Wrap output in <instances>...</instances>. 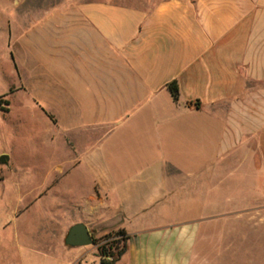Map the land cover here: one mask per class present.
<instances>
[{"label":"crops","instance_id":"1","mask_svg":"<svg viewBox=\"0 0 264 264\" xmlns=\"http://www.w3.org/2000/svg\"><path fill=\"white\" fill-rule=\"evenodd\" d=\"M22 1L28 18H42L14 39L8 22L19 78L17 50L34 43L32 83L13 85L4 111L16 243L18 220L52 200L62 264H98V245L119 231L128 240L115 264H254V224H264L254 214L264 213V0ZM20 93L22 111L32 104L46 117L38 140L54 154L35 165L17 157L30 140L14 109ZM78 224L97 244L65 245Z\"/></svg>","mask_w":264,"mask_h":264},{"label":"rangeland","instance_id":"2","mask_svg":"<svg viewBox=\"0 0 264 264\" xmlns=\"http://www.w3.org/2000/svg\"><path fill=\"white\" fill-rule=\"evenodd\" d=\"M25 11L26 3L22 0L19 1L17 7H13L12 2L0 1V98L4 109L7 108L6 94L9 93L13 85H20L24 79L32 83L29 76V68L33 65L31 63L34 44L32 38L29 47H25L23 51L20 46V49L17 50L20 63L17 65L21 70V78L15 72L12 57L8 54L10 37L8 22L11 23V36L14 39L21 37L23 31L37 24L38 20L42 18V15H39L37 10L30 14L29 18ZM28 99L26 94L20 93L14 106L15 111L19 112L21 116L23 115L29 125L27 132L24 134L25 140L28 135L30 136L29 145L25 142L18 144L17 157L20 163L28 162L35 165L41 160V156L45 160L53 157L54 154L52 150L41 146V141L38 140V134L47 130L46 117L39 112H35L32 104L28 108L25 106L24 111L21 110V104ZM1 109L0 105V158L9 156L10 140L12 139V134L10 133L12 118L8 117L6 112ZM5 167L6 165H0V238L2 241L0 246V264H62L60 252L54 250L60 245V241L57 239V228L51 215L55 209L52 200L35 206L24 218L18 220L19 240L16 243V235L12 230L15 225L12 223L14 215L10 200L7 198V185L4 181ZM40 180V175H36L32 183L33 187L39 186ZM261 211V209L255 208L254 214L261 216L264 214ZM254 228L252 240L254 264H264V224L255 223ZM67 251L74 253V250ZM43 252H50L54 260Z\"/></svg>","mask_w":264,"mask_h":264},{"label":"water","instance_id":"3","mask_svg":"<svg viewBox=\"0 0 264 264\" xmlns=\"http://www.w3.org/2000/svg\"><path fill=\"white\" fill-rule=\"evenodd\" d=\"M9 157L3 156L0 158V165H7ZM65 245L69 248H84L95 245L93 237L88 228L83 224L73 226L65 239Z\"/></svg>","mask_w":264,"mask_h":264},{"label":"trees","instance_id":"4","mask_svg":"<svg viewBox=\"0 0 264 264\" xmlns=\"http://www.w3.org/2000/svg\"><path fill=\"white\" fill-rule=\"evenodd\" d=\"M169 89H170L173 97L177 100L179 98V91H178V87H177L176 83H173L172 85H170ZM0 105L2 107V110L5 111V109L2 106L3 103L1 102V98H0ZM115 236H122L123 240L122 241H113L110 244L108 243V244L100 246L98 248V254L104 255V254H106V252L109 248L111 249L112 247H115V249L118 250V254H117V261H118L120 259V257L125 252V244H126V241L128 240V237L125 235V233L123 231H119L117 233L108 235L107 237H105L104 241L108 238L115 237ZM122 242H123V244H122ZM95 244H97V243L95 242Z\"/></svg>","mask_w":264,"mask_h":264},{"label":"built area","instance_id":"5","mask_svg":"<svg viewBox=\"0 0 264 264\" xmlns=\"http://www.w3.org/2000/svg\"><path fill=\"white\" fill-rule=\"evenodd\" d=\"M122 240H123L122 236H115V237L108 238L98 245L97 251H98V248L102 245H105L108 243L110 244L113 241H122ZM117 254H118V250H116L115 247H112L111 249L109 248L106 254L104 255L98 254V261H99L98 264H115L117 262ZM76 264H82V263H76Z\"/></svg>","mask_w":264,"mask_h":264}]
</instances>
